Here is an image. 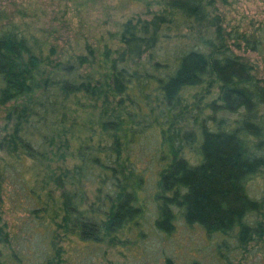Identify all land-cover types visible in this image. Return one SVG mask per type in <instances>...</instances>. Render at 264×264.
Instances as JSON below:
<instances>
[{"label":"trees","instance_id":"obj_1","mask_svg":"<svg viewBox=\"0 0 264 264\" xmlns=\"http://www.w3.org/2000/svg\"><path fill=\"white\" fill-rule=\"evenodd\" d=\"M130 1L141 15L75 53L0 32V264L141 233L145 157L156 232L180 220L216 239L212 264H264V80L232 50H264V27L227 30L217 0Z\"/></svg>","mask_w":264,"mask_h":264},{"label":"rangeland","instance_id":"obj_2","mask_svg":"<svg viewBox=\"0 0 264 264\" xmlns=\"http://www.w3.org/2000/svg\"><path fill=\"white\" fill-rule=\"evenodd\" d=\"M217 5L227 30L238 27L240 31L257 34L264 27V0H217ZM143 11V4L130 0H0V32L13 23L47 45L55 46L59 53H75L77 47L86 42L95 44L109 31H115L119 23ZM232 50L254 67L258 79L264 80V50L251 51L243 45ZM138 167L145 171L146 178L140 194L145 207L141 233L132 230L124 238L123 246L113 248L72 240L65 244V264H163L166 257L175 264L214 263L216 239L208 237L198 226H187L178 220L171 234L156 232L153 225L158 170L148 157ZM252 184L253 191H258V181ZM5 219L18 225L26 221V215L6 214ZM36 239L31 241L34 251Z\"/></svg>","mask_w":264,"mask_h":264}]
</instances>
